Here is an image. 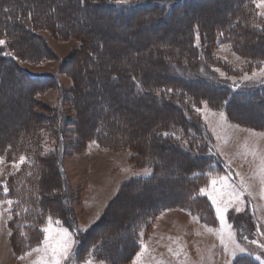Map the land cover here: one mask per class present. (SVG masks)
I'll return each mask as SVG.
<instances>
[{
  "label": "rangeland",
  "instance_id": "obj_1",
  "mask_svg": "<svg viewBox=\"0 0 264 264\" xmlns=\"http://www.w3.org/2000/svg\"><path fill=\"white\" fill-rule=\"evenodd\" d=\"M174 1L168 0V4ZM249 1L251 16L256 18L252 25L258 27L257 21L264 16L261 14L264 13V6L258 7L253 0ZM239 2L241 0H197L193 3L196 9L181 8L176 20L166 18V24L154 19L137 26L135 23L128 24L129 33L122 25L125 20L118 22L108 18L104 8L97 7L96 16L83 11L86 27L89 31L96 30V27L100 29V40L106 43V49L99 53L95 47L89 46L88 49L93 51L91 54L83 51L79 34L61 38L44 24L30 23V33L26 35L28 43L23 46L17 44L20 35L8 29L2 30L0 39H4L6 44L0 45V76L10 66L2 65L8 57L12 59L15 70L8 83L2 81L5 86L0 88V139L5 143L0 150V156L4 158L0 162V185L4 187L6 184L10 193L0 199L5 201L0 204V219L3 216L7 219L12 211L14 203L10 206L7 200L16 202L21 198L26 211L43 206L52 210V204L56 202L64 211L63 216L57 215L52 217L53 220H60L70 231L77 226L87 227L86 232H81L84 248L79 264H85L90 252L93 253V264H234L243 255L253 257L260 264L256 256L264 260V249L259 247V244H264V170L261 168L264 129L230 119L225 108H214L203 98L195 100L186 96L182 99L178 96L177 100L182 99L183 102L181 110L175 102L176 106H171L176 107V114H169L167 112L172 107L161 106L148 98L146 91L150 81L146 82L138 76L132 78L133 91L120 89L115 81L108 82L111 76L121 75L120 67L135 72L139 65L148 69V76L153 74L155 77L157 74L156 78L158 74L171 78L177 75L176 68L196 79L230 84L236 92L242 91L241 99L247 105L245 111L242 110V116L253 114V119L264 121V93L258 99L251 97L253 90L264 88V73L261 72L264 55L257 50L264 48L263 34L259 30L260 38H256L255 32L251 39L240 41L225 27L216 29V22L233 12L236 14L232 8ZM198 5L202 7L199 19H190L191 12H195L197 7L199 9ZM182 17L189 18L192 28L189 39L192 47L197 49L198 66L186 69V64L179 62L180 59L173 53H167L169 57L165 54L147 58L148 47L142 48L138 42L148 41L152 48L154 38L163 34L172 38L179 34L187 36L188 23L178 21ZM206 24L212 26L210 35L206 32ZM178 40L173 42V50L178 47ZM171 43L161 48L168 49ZM109 47L115 48V54L112 55V51L109 53ZM132 49L138 51L140 64L131 59ZM151 62L158 68H150ZM16 71L25 72L30 77H46L49 82L29 96L24 90L25 82L19 81ZM253 73L257 75L253 76ZM246 74L251 78L243 79ZM165 86L170 87L167 84L160 87ZM197 88L200 89V86ZM155 92L160 95V91ZM221 112L224 113L223 118ZM101 116H105L110 128L114 127L123 137L117 136L115 141L104 134L101 129L106 124H99ZM165 116L168 118L164 119ZM177 117L187 122L188 127H183L180 124L183 122H178ZM143 124L152 128V133H148L150 128L145 131L146 145L139 139L140 135H144L138 129ZM93 125H98L93 129L98 130L97 133L102 132V137H94L92 129L85 136L89 133V126L92 128ZM189 127L198 133V137L191 136L192 143L195 141L198 146L202 143V146L196 149V144L191 146L185 142L182 145L191 146L197 150L195 152L209 157H214L215 152L216 159L219 157L223 162L219 170L216 168L214 171L213 168L209 176L203 177L205 180L198 182L197 193L205 195L200 193V189L210 191L212 179L218 177H227L228 184L243 192L240 201L234 202L225 213L226 223L232 227L226 229L223 235L227 241V232L235 233L236 243L247 249L244 253L231 255L234 245L230 241H227L229 250H225L220 234L222 225L207 195L214 210L213 214H208V219L200 212L192 213L172 203L173 192L178 191L183 182L177 178L182 172L180 164L192 161L176 151L179 146L169 136L173 134L179 138V133ZM15 132L17 139L13 135ZM164 137L168 139L162 141ZM154 143L160 144L169 154L172 171L170 175H165L162 182L144 186L139 184L140 179L155 173L153 166L149 165L153 156L146 154L148 146ZM21 155L26 158L24 163H19ZM146 169L149 170L147 174ZM216 186L219 187V184ZM158 199L171 203L148 219L144 209ZM235 207H240L242 211L236 212ZM9 208L11 211H6ZM59 209L56 208L57 211ZM212 221L215 223L212 224ZM4 226L8 234L7 224ZM134 235L138 246L128 254L129 240ZM252 240L258 241V244L250 243ZM5 244L12 251L9 237L6 242L3 236L0 237V246ZM137 253H140L139 258ZM6 255V247L0 248V261H5ZM21 256L27 257L25 253ZM116 257L122 263H116L113 259ZM26 261L23 259V264H29Z\"/></svg>",
  "mask_w": 264,
  "mask_h": 264
},
{
  "label": "trees",
  "instance_id": "obj_2",
  "mask_svg": "<svg viewBox=\"0 0 264 264\" xmlns=\"http://www.w3.org/2000/svg\"><path fill=\"white\" fill-rule=\"evenodd\" d=\"M172 1V0H169ZM197 2V0H175L173 4H168L167 1L158 2L154 0L150 1H132L127 5H118L115 3V0H84L83 3L80 2V0H0V34L3 31H6L7 29L11 31V33L20 35L17 38V44L19 46H23L25 43L27 44L28 41L26 40V35L30 33V23L34 24H40L41 26L44 24L45 27H48L52 29L56 33L57 36L61 38L68 37V35L72 34H79L82 38V45H84L83 51L87 52L88 54L93 53V51L89 50V46L95 47L97 50V53L102 52V50L106 49V43L101 39L102 36L100 33V29L96 27V30L93 29V31H89V28L86 27L85 22L83 20L82 15L83 11L86 13V11H89V14L92 16H96V10L97 7L104 8L105 12L108 15V18L115 19L118 22H121L122 20H125V24L123 25L124 31L126 33L128 32V24L135 23L136 26L143 24L144 22H148L151 20H157L160 23H165L164 19H173L176 20L178 17V13L180 9H196L194 8L195 5L193 3ZM251 2L249 0H241V2L234 5L232 8L236 10V14L233 12L230 15H228L226 18H223L221 21L216 22V29H222V27H225L228 32H232L231 34L234 35L235 39H238L240 41H245L248 39H251L252 35L256 32V38L260 36V33H262V37L264 39V16H261L257 22L258 27L255 25L253 26L252 23L255 21L256 18H253L250 13L249 5ZM193 5V7H192ZM88 6V8H86ZM199 6V5H198ZM7 9V11H5ZM90 9V10H89ZM201 9L199 6V9L197 7V10L195 12H191L190 19H199V15L201 13ZM253 10L254 7H253ZM29 14H31V17L29 18ZM236 15V16H235ZM167 16V17H165ZM100 15L97 17L99 18ZM165 17V18H164ZM179 18V17H178ZM184 18V19H183ZM108 20V19H107ZM178 21H185L186 24L188 23V35L183 36L182 34H179L177 36L166 37L165 34L161 35L160 37L154 38L153 42L154 45L152 48L149 47L148 41H144V43L138 42L140 44V47H148L147 49V58L151 55H159V57H162V55H167V53H173L179 62L182 64H186V69L190 68H196L198 66V59L196 53L197 49L192 47L190 37L192 36V28L190 27V22L188 17H182ZM196 21V20H195ZM252 21V22H251ZM105 22V21H104ZM185 24V23H183ZM133 25V24H132ZM208 28L206 26V32L212 31V26L209 24ZM244 26V28H242ZM260 27V28H259ZM256 30H255V29ZM259 28V29H258ZM263 29V30H262ZM3 30V31H2ZM137 29H135L136 31ZM258 30V31H257ZM259 30L261 31L259 33ZM130 31V30H129ZM190 31V32H189ZM29 32V33H28ZM133 32V31H132ZM182 33V32H181ZM190 33V34H189ZM258 34V35H257ZM165 36V37H164ZM190 36V37H189ZM179 40H178V39ZM260 38V37H259ZM106 39L111 41V38L109 36H106ZM207 39H209L207 37ZM178 40V47L174 48L175 41ZM211 40V39H209ZM113 41V40H112ZM172 42L171 46L170 44L167 46L168 49H165V47L162 49L166 43ZM111 45V44H110ZM159 45L157 48L156 46ZM110 48V47H109ZM259 53L264 55V48L257 49ZM112 51V52H111ZM175 51V52H174ZM84 52V53H85ZM115 54V48L111 47L109 53ZM138 51H134V49L131 50L130 57L135 61L136 64H140V59L138 56ZM169 57V55H167ZM86 58V57H85ZM7 61V63H6ZM8 64L10 65L7 70L5 71V74H2L0 76V88L4 87L5 84H7L9 81L8 79L13 76V62L10 57H8L4 62H2V65ZM150 68H158V65H154L153 62H151ZM122 66L123 64L120 63ZM126 64V62L124 63ZM1 66V62H0ZM84 66V65H82ZM138 68H136V74L135 72H131L128 69H125L123 67H120L121 75H115L111 76L108 82L115 81L120 85V89H129L133 91L134 84L132 82V78H135L134 76H138V78L147 81H150V87L146 91L147 97L151 98L154 101H157L161 106L163 104H166L168 107L171 104L175 105V102L177 104V108L181 110V103H183L181 100L184 97H191L192 99H205L207 100L210 105L214 108H225L228 112L230 119L243 124V125H249L256 128L264 129V121H259L257 119H253L252 115L242 116L243 111L247 105L245 104L246 101L242 100V91L236 92L234 87L230 84H219L214 81H210L208 79H196L195 77H192L188 75L187 73L183 72L181 73L180 70L178 71L175 68V71L178 72L177 75H172L171 78L161 77L158 74V78H156L157 74L154 75L150 74L148 76L147 72L148 69H142L137 65ZM3 67V66H2ZM179 68V67H178ZM181 69V68H180ZM1 71V69H0ZM80 72V71H79ZM133 73V74H132ZM82 76L83 73L81 74ZM133 76V77H132ZM16 77L19 78V81H24L25 83V93H27L29 96L31 93L36 92L39 90V88L44 87L49 82V79L46 77H30L25 72L16 71ZM85 77L82 78V81ZM6 80V81H5ZM2 81L5 84L2 85ZM148 84V83H147ZM163 84L169 85L171 89L168 87H160ZM196 86H200V89H196ZM202 86V87H201ZM166 90L168 92H166ZM155 91H160V95L157 94ZM163 91V92H162ZM172 91L171 94L169 92ZM252 91V90H251ZM264 93V88L262 89H256L251 92V97H257V99L262 96ZM181 96V100H177V97ZM242 100V101H241ZM181 101V102H180ZM261 101V100H260ZM178 102H180L178 104ZM176 106V105H175ZM172 110L168 111L169 114H176V107L173 106ZM245 111V110H244ZM166 113V114H167ZM179 115V114H177ZM106 116V115H105ZM105 116H101L99 124L102 126L104 123L106 125H109V120H105ZM171 115H168V117ZM165 116L164 119L168 118ZM180 117V116H179ZM177 117L178 122L181 121L183 123H180L183 127H188V123L184 122L181 118ZM97 118V117H96ZM189 119V118H188ZM190 120V119H189ZM125 121V120H124ZM129 121V120H128ZM127 121V122H128ZM192 121V120H191ZM189 121V122H191ZM192 123V122H191ZM131 124V123H130ZM148 124V123H147ZM147 124H143L139 129L141 131L140 133L144 135H140L139 139L142 140V142L145 144V137L147 135L145 134V131H148V133H152L151 126H148ZM195 124V123H194ZM192 125L194 128L195 125ZM103 127L101 131H104V134H107L109 137H111V140H118L116 139L117 136L123 137L120 135V133H117L115 131V128H110L109 126ZM84 127V125H83ZM89 129L94 130V134L96 136L94 137H102L101 133H97L98 130L93 129L95 126L93 125L92 128ZM98 127V125H97ZM95 127V128H97ZM192 127H189L188 130L185 128L182 130V132L179 133V138H175V136L172 134L169 136V138H172L175 140V145L179 146L178 150L182 154H184L186 157L191 158L192 163L187 161H183L180 164L179 170H181V174L177 176L179 180L182 182V185L178 187V191L176 190L173 192V205H177L180 207H185L192 211V213L200 212L203 214V217L208 219V214L214 212L213 206L209 199L205 195H200L197 193L198 191V182L202 181L205 178L209 176V173L214 168V171L216 168L219 170L221 168V164H223L222 160L218 157L216 159L217 154L214 153V157H209L207 154H199L198 152H195L197 150H194L191 148V146H195L196 149L198 144L194 141L192 143V135L195 137H198V133L194 132V129ZM127 128V127H126ZM193 130H192V129ZM199 129V128H198ZM87 134H90L92 130ZM134 131V128L132 129ZM137 131V129H136ZM86 131L84 130V133ZM189 133V134H188ZM100 134V135H99ZM14 138H16L17 133L15 132ZM98 135V136H97ZM113 137V139H112ZM17 139V138H16ZM121 139V138H120ZM168 139V137H164L162 141H165ZM169 141V140H168ZM189 143L191 146H184L182 144ZM142 143V144H143ZM5 144L2 139H0V150L1 147ZM146 145V144H145ZM170 145V144H169ZM174 145V144H171ZM202 146V143L199 144V148ZM172 148V146H171ZM168 147L166 148V150ZM144 150V149H142ZM184 152V153H183ZM143 155L144 151L142 152ZM146 154L148 157L153 156L152 160H150L149 165L153 166L155 173L152 176L141 178L140 183L144 186L146 185H152L153 182L159 183V181H163V179L166 178V174H171L172 169L170 168L171 165V159L168 158L169 154H166L164 152L163 148H161L160 144H152L148 146ZM190 163V164H189ZM216 165H213V164ZM183 165V166H182ZM190 170V172H189ZM12 181V180H11ZM161 181V182H162ZM38 183V182H37ZM11 187V184L9 185ZM196 192V193H195ZM10 193H4L3 187L0 185V199L4 198ZM45 198V197H43ZM171 202L158 199L157 202L149 204V206L145 207L144 212L147 213V218L151 219L152 216H155V213H159L163 209L169 206ZM21 198L19 200H16V202L13 205L12 211H11V219L9 221V226L11 228V242L14 248V251L16 254L22 255L24 253H27L31 250L32 247L37 246V244L43 239L42 234L39 232V228L44 226L46 223L47 217L51 215L52 217L63 216L62 211L60 210L59 206H57L56 202L52 204V210H49L48 207L46 208L39 207L31 209L30 211H26L23 209ZM189 204V205H188ZM22 205V206H21ZM172 205V206H173ZM59 209L60 211L56 210ZM37 209V210H36ZM58 212V213H56ZM143 212V213H144ZM207 214V215H205ZM144 217L146 216L143 215ZM146 218V219H147ZM145 219V220H146ZM215 222L212 221V224ZM68 224V223H67ZM130 227V225H129ZM72 231H75V228H72ZM21 233L26 234L25 236H22ZM83 235L81 232L77 234V240L79 241V244L77 245L79 257L81 252L83 251V243L81 241V237ZM129 240V238H128ZM130 241V248L128 250V254L134 250L138 246V242L136 240V235L129 240ZM127 254V255H128ZM126 255V256H127ZM107 256V255H106ZM114 256V255H112ZM105 257V256H104ZM118 257L113 258L116 260V263H122ZM115 263V262H114ZM234 264H259L257 261L253 259V257L249 255H243L239 256Z\"/></svg>",
  "mask_w": 264,
  "mask_h": 264
},
{
  "label": "snow or ice",
  "instance_id": "obj_3",
  "mask_svg": "<svg viewBox=\"0 0 264 264\" xmlns=\"http://www.w3.org/2000/svg\"><path fill=\"white\" fill-rule=\"evenodd\" d=\"M81 3L84 0H80ZM115 3L118 5H127L130 3V0H115ZM253 3H256L258 7L264 6V0H253ZM7 11V9L5 10ZM264 15V13H261ZM31 14H29V18ZM198 39V37H197ZM6 41L0 39V45H5ZM5 55H11V53H4ZM264 73V69L261 70ZM223 74V73H222ZM257 75L253 73V76ZM251 77L247 74L243 79H250ZM197 111H200L197 109ZM220 116L223 118L224 113L221 112ZM167 135V133H165ZM3 157L0 156V162H3ZM26 160L25 156L21 155L19 157V163H24ZM19 167V164L15 165ZM261 168L264 170V158L261 159ZM149 172L148 169L145 170V174ZM227 177H218L213 178L211 181L212 189L209 191L205 188L200 189L201 194H205L212 201V204L215 206L216 215L219 217L222 228L220 230L221 242L225 246V250L228 251V242L230 241L234 247L231 249V255L235 256L237 252L244 253L247 251L246 248L242 247L240 244L235 241V233L228 231L227 232V241L223 235L226 229H231L232 225L226 223L225 213L230 207H233L234 202L240 201L243 196V192L237 190L234 186L227 183ZM264 182V180H262ZM243 183V182H242ZM219 184V187L216 185ZM4 193H8L9 189L5 184L3 187ZM264 194V193H262ZM227 197V199H225ZM5 203V201L0 200V204ZM15 203L13 200H7L8 205ZM26 210V209H25ZM6 211H11L7 209ZM236 212L242 211L240 207H235ZM39 232L42 234L43 239L37 244V246L32 247L31 250L25 255L31 256L32 253H37V258L32 261V264H79V252L77 245L79 241L75 239L79 232H86L87 227L77 226L75 231H70L69 227H65L60 220H53L52 216L47 217L46 223L44 226L40 227ZM22 236L26 237V234L21 233ZM142 235V234H141ZM247 239V237H244ZM250 243L258 244V241L252 240ZM261 249H264V244H259ZM171 250V249H169ZM88 258L85 259V264H93V253L90 252L87 254ZM140 253H137V258H139ZM23 259V257H21ZM256 259L260 261V264H264V260H261V256L257 255ZM227 264V262H226Z\"/></svg>",
  "mask_w": 264,
  "mask_h": 264
},
{
  "label": "crops",
  "instance_id": "obj_4",
  "mask_svg": "<svg viewBox=\"0 0 264 264\" xmlns=\"http://www.w3.org/2000/svg\"><path fill=\"white\" fill-rule=\"evenodd\" d=\"M6 217V216H5ZM11 219V213L8 214V218L4 219V216L2 217V219H0V225L3 226L2 228H0V237L3 236L4 238V242H6V238L9 237V243L11 245L12 251L9 250V248L7 247V245L5 244L3 247L0 246V248H5L7 249V255L5 258V261H0V264H23V259H27L26 263L32 264V261H34L36 259V255L37 253H32L31 256H21V255H17L16 252L14 251L12 242H11V228L9 226V221ZM5 224H7L8 226V234L7 231L5 229ZM2 231V233H1ZM23 257V259L21 258ZM22 262V263H21Z\"/></svg>",
  "mask_w": 264,
  "mask_h": 264
}]
</instances>
